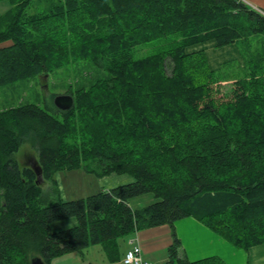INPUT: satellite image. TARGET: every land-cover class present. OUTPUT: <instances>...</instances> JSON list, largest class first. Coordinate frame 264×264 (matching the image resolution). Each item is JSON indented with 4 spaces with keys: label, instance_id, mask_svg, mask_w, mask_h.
Returning a JSON list of instances; mask_svg holds the SVG:
<instances>
[{
    "label": "trees",
    "instance_id": "trees-1",
    "mask_svg": "<svg viewBox=\"0 0 264 264\" xmlns=\"http://www.w3.org/2000/svg\"><path fill=\"white\" fill-rule=\"evenodd\" d=\"M1 2L0 87L80 61L99 76L68 87L74 105L56 108L61 120L36 104L0 110V264H51L95 245L114 264L125 254L119 240L164 225L172 243L163 264H224L187 260L174 231L184 218L237 249L264 244V14L238 0ZM168 37L165 51L132 58L134 47ZM208 41L235 45L241 63L212 70L203 51L187 52ZM24 142L41 184L13 158ZM73 170L133 181L63 200L55 175ZM145 194L156 201L130 208ZM68 218L77 224L51 232Z\"/></svg>",
    "mask_w": 264,
    "mask_h": 264
},
{
    "label": "rangeland",
    "instance_id": "rangeland-1",
    "mask_svg": "<svg viewBox=\"0 0 264 264\" xmlns=\"http://www.w3.org/2000/svg\"><path fill=\"white\" fill-rule=\"evenodd\" d=\"M245 1L249 8H258L253 2L248 0ZM6 9V3L1 2L0 15ZM170 38L171 37L160 38L134 47L131 52L132 58L141 59L165 51L168 47L169 40H171ZM216 50L223 53L226 49ZM221 57V59L224 60L226 56L222 55ZM98 76L99 74H96L87 62L80 61L76 64L71 63L63 69L50 73L47 77H37L29 81H20L0 87V110L13 108L21 104H36L49 114L55 116L58 120H61V113L56 110L51 96L53 94H66L68 87H71L73 90H75L80 84H85L87 87L94 82ZM229 88L230 85L228 83H223L220 87V97L226 99ZM36 157L37 152L30 142H24L18 152L13 155V158L22 166L34 163ZM55 178L58 181L61 198L63 200L85 199L101 190L112 189L119 186L118 183H120L122 178H128L130 182L133 181L128 175H110L103 178H97L82 170L60 172L55 175ZM42 187L47 190V184L42 185ZM155 201L156 199L151 194H145L131 199L129 201V206L132 209H140ZM1 205L2 203L0 201V209ZM76 224V219L68 218L50 224V230L51 232H58L71 228ZM164 226L165 227L163 228H166L164 230H169V226ZM146 230L148 229H141L138 232H147ZM127 243L128 238L119 240L121 251L127 248ZM164 249H166V254L167 248ZM161 252L159 249L155 255L151 256L150 261H152V264H160L159 257L161 258ZM81 254L82 255L71 253V255L56 261L57 263L55 262V264H102V262H107L105 253L100 245L91 246L85 249Z\"/></svg>",
    "mask_w": 264,
    "mask_h": 264
},
{
    "label": "crops",
    "instance_id": "crops-1",
    "mask_svg": "<svg viewBox=\"0 0 264 264\" xmlns=\"http://www.w3.org/2000/svg\"><path fill=\"white\" fill-rule=\"evenodd\" d=\"M248 1L253 2L258 6L259 10L264 12V0ZM219 49L226 50L221 53L216 50L213 41H208L188 48L187 52L203 51L207 56L209 66L212 70H217L224 62H241L235 45H228ZM222 55L226 56L224 60L221 59ZM127 183H130V180L128 178H122L118 184L123 185ZM163 227L165 226L150 228L146 230L147 232L137 231L135 234L128 237V245L124 252L129 250L132 245H138L141 249L144 261L152 264V261H150L151 256L155 255L160 249V252H162L159 260L160 264H163L167 260V252L165 254L166 249L164 248H168L172 243L170 228L167 226L169 230H164L166 228ZM174 231L176 237L180 241L182 252H184L185 257L190 262L216 257L222 260L224 264H264V244L253 246L248 250L237 249L193 218H184L176 221L174 223ZM68 255L71 254L54 259L51 264H55L56 261ZM102 264L111 263L107 261L102 262ZM114 264H123L122 259L120 262Z\"/></svg>",
    "mask_w": 264,
    "mask_h": 264
},
{
    "label": "water",
    "instance_id": "water-1",
    "mask_svg": "<svg viewBox=\"0 0 264 264\" xmlns=\"http://www.w3.org/2000/svg\"><path fill=\"white\" fill-rule=\"evenodd\" d=\"M45 77H47V75H45ZM53 104L55 106V108H57L60 111H66L70 108L73 107L74 105V100L72 95L69 94H59V95H55L53 97ZM27 166L29 168H31L35 175H36V183L37 184H41L42 183V173H41V169L37 163V160L34 161V163L30 164V165H24ZM4 203H2L1 206H3ZM31 264H44L40 258L34 257L31 259Z\"/></svg>",
    "mask_w": 264,
    "mask_h": 264
},
{
    "label": "built area",
    "instance_id": "built-area-1",
    "mask_svg": "<svg viewBox=\"0 0 264 264\" xmlns=\"http://www.w3.org/2000/svg\"><path fill=\"white\" fill-rule=\"evenodd\" d=\"M243 1V0H239ZM123 264H149L142 259L141 249L138 245H132L123 258Z\"/></svg>",
    "mask_w": 264,
    "mask_h": 264
}]
</instances>
